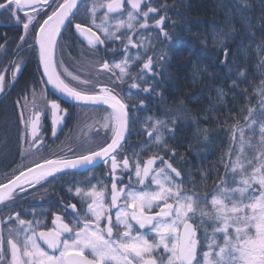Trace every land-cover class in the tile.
<instances>
[{"label": "trees", "instance_id": "trees-1", "mask_svg": "<svg viewBox=\"0 0 264 264\" xmlns=\"http://www.w3.org/2000/svg\"><path fill=\"white\" fill-rule=\"evenodd\" d=\"M62 1L54 0L38 9V22L30 25L27 33L23 28L27 20L24 12L18 13L20 22L17 23L16 17L8 11H0V45L3 46L0 47V72L6 76L5 90L0 96V183L40 158L48 159L57 154L66 158L69 149H77L74 148L79 138L76 131L79 127L82 130L86 115L93 113L95 117L101 113L102 116L108 111L61 102L68 111L60 126V135L56 134L58 130L52 134L54 140H50L44 131L48 137L43 140L44 146L30 148L31 138L25 135L21 114L27 117L31 113L33 89L35 93L43 92L47 99L52 98L41 78L36 31L39 23ZM90 1L83 0L72 19L90 25ZM145 1L146 8H157L156 13H150L153 21L148 23V29L153 28L150 24L160 16H165L162 27L171 41L155 26L143 33L138 30L144 45L150 43L151 47L147 55L130 68L131 75L121 81L109 72L111 84H107V79L94 82L112 88L128 105L131 127L124 147L131 161L137 159L133 153L138 154L141 162L152 156L163 157L162 163L167 161L181 173L179 184L184 193L196 194L205 201L229 180L234 155L241 165L247 163L249 169L260 164L261 126L264 125V105L261 104L264 97L260 94L264 81V0ZM4 2L6 0H0ZM21 36L25 40L22 41ZM134 38L139 43L136 35ZM124 41L126 43L127 38ZM102 50L103 45L90 48L75 35L72 27L66 26L58 40L56 55L61 54L64 61L74 56L73 66L69 65L76 70L75 74L83 73L82 78L94 80L102 78L98 68L104 56ZM129 51L136 54L131 46ZM122 53L121 49L119 55ZM149 55L155 57L153 71L158 75L153 78L144 70L146 82L137 80L140 87L133 90V75L141 71L138 63L147 60ZM161 56L165 57L163 64ZM225 60L226 63H222ZM17 63L21 67L12 80L10 74ZM149 85L154 87L144 93L143 88ZM149 117L168 122L167 128L161 129L163 142L159 145L155 144V136L149 139ZM88 132H92L91 128ZM110 136L107 131L104 142Z\"/></svg>", "mask_w": 264, "mask_h": 264}, {"label": "snow or ice", "instance_id": "snow-or-ice-1", "mask_svg": "<svg viewBox=\"0 0 264 264\" xmlns=\"http://www.w3.org/2000/svg\"><path fill=\"white\" fill-rule=\"evenodd\" d=\"M48 3L49 0H6V2L0 3V11H8L9 15L16 17V22L19 23L18 13L30 9V12L25 11L27 20L23 23V28L27 33L30 25L38 22L36 19L37 10L48 6ZM127 4L130 5L127 19L116 21L114 26L109 24V14L119 13L124 8L122 0H105L103 4H93L90 9L93 26L103 33V39L91 27L75 25L80 36L87 41L90 48L114 41L123 44L124 56L120 61L114 63L105 61L100 65V69L107 70L114 75L115 70L118 69L117 79L121 81L131 75V66L138 62L142 56L147 55V49L151 47V44L145 46L143 40L136 43L131 34L127 36L125 43L121 34L118 33L121 29L135 33L138 30L137 25H139V30L146 29L149 26L147 20L149 14L157 12V8L149 7L141 13L142 0H127ZM77 8L78 0H63L42 23H39V29L35 36V43L39 46V61L43 67L44 75L47 77V83L52 85L56 91L64 94L67 99L77 104H103L110 109L102 123V127L110 131V139L103 146H98L95 151L89 150L86 154L72 156L74 149H69L68 155L71 158L57 154L48 159L40 158L31 166L24 167L18 174H14L10 179H6V182L0 183V203L11 201L17 193H23L27 188L40 185L49 177H54L67 170H85L95 164L98 159L105 166H108L110 161L111 203H105L106 186L97 191V185H92L87 192H83L80 187L75 189L77 196H81L82 199L90 198L91 203L87 204V210L82 220L79 222L74 220L71 226L64 223L63 218L55 213H53L52 220L55 227L39 232L37 229L41 227L40 221L33 223V221L21 219L19 214H14L17 223L15 227H12V217H5L4 220L8 221L10 226L7 230L6 249L4 238L0 235V264H3L9 256L8 264H200L197 251V230L204 225L205 218L217 223L219 227L213 230V236L208 245L210 251L203 253V264H264V125L261 126L259 167L253 169L250 177L241 179L240 183L244 187L219 189L211 201L214 214L199 206V198L196 194H183L184 189L180 184L175 183L174 178L167 171L170 169L176 177L181 176V173L172 164L163 161L166 167L159 169L153 167L156 161L163 160V157L152 156L141 162L138 154L133 153V156H137L134 162L129 156H125L122 161L118 160L117 155L123 147L122 142L126 139V133L131 127L128 105L114 93L112 88L96 84L91 79H82L83 73L74 74L64 67L63 61L57 62L55 59L58 36L62 33L63 26L70 22ZM103 8H106L107 11L101 22L97 24L95 22L97 10ZM140 15L144 17L143 23L139 21ZM165 19V16H160L155 21V27L160 30L161 35L171 41L169 33L162 27ZM21 40H25V37L21 36ZM129 46L136 49L135 55L130 53ZM0 47L3 46L0 45ZM141 48H144L143 52H141ZM227 52L228 49L225 48V56H227ZM154 58V55H149L143 63L140 73L133 75L132 88L139 89L140 85L136 83L137 80L146 82V77L143 75L144 70H147L153 78L158 75L153 71ZM164 59V56L160 57L161 64ZM222 63H226V60ZM20 67L19 63L15 65V70L12 71L13 79ZM4 84L5 73L0 72V92L3 91ZM153 87L154 85L145 86L143 92L149 93ZM260 94L264 97V81L261 82ZM42 98L45 103L38 106L35 89H33L31 114L27 119L24 118L23 113L21 114L25 135L31 137L30 148H36L38 145L44 146L43 138L39 133L42 127L41 121L47 111L51 112L53 134L62 124L68 111L66 108H62L57 100H49L46 96ZM24 99L25 108L28 109L27 96ZM140 103L141 106H144L143 100ZM261 104L264 105V99L261 100ZM38 108L39 110H37ZM249 111L252 110L249 109ZM148 119L151 123V128L147 129L149 139L155 136V144L159 145L163 142L161 129L167 128L168 122L159 118L149 117ZM133 166L135 168L134 175L139 185L147 187L145 180L150 177L152 184L155 185V190L146 191L132 187L131 176L129 184L122 185V177L117 175L118 170L130 173ZM237 167L243 169V166L237 162L232 171L235 172ZM250 181L259 185V194L251 196L249 202L244 203V198L252 186ZM235 193L240 194V200L232 201V206L228 207L225 201L231 200ZM170 200L172 203H169ZM71 207L73 210L76 208L75 205ZM154 207H159L160 210L153 213ZM113 209L116 210L115 222L110 214ZM249 209H251L250 214ZM65 211L67 212V209ZM198 213L200 224L194 225L190 221ZM37 214L34 210L33 215ZM74 214L79 216V213ZM102 218L107 220L103 227H101ZM132 222L138 225V230L134 229ZM80 223L83 224L82 227L79 226ZM115 227H123L124 231L117 233L114 231ZM229 228L234 229V236L229 233ZM146 229H150L151 233L155 234V239H150L147 231H141ZM2 231L0 229V233ZM134 231L135 235H133ZM65 233L68 234L67 237L64 236ZM220 233L223 234V245H219L215 239V236ZM38 241H43L48 249L59 252V255L50 254L49 251L41 247ZM216 247L219 248V251H215ZM161 248L163 252L157 255L156 253ZM85 249L90 251L91 259L85 255Z\"/></svg>", "mask_w": 264, "mask_h": 264}, {"label": "flooded vegetation", "instance_id": "flooded-vegetation-1", "mask_svg": "<svg viewBox=\"0 0 264 264\" xmlns=\"http://www.w3.org/2000/svg\"><path fill=\"white\" fill-rule=\"evenodd\" d=\"M123 4H124V8L121 13L125 12L130 7V5L127 4V0H124ZM112 16H115V14ZM75 23H79V22H76L74 19H71L70 22H68L67 26L70 28L72 27V30H73V25ZM118 45H119L118 41H116V43L114 44L106 43L105 45H103L104 51L102 50V53L104 56H102L103 58L102 62L105 61L104 59L119 56V52L121 49L123 50V48L121 49L118 48ZM55 59L57 60V62L63 61L64 67H66L69 71H72V72L76 71L73 67H71L73 66L72 63H73L74 56L68 59L67 61H64V58L60 54L58 56L56 55ZM69 63H71V66L69 65ZM143 63H144L143 61L139 63L140 68H142ZM60 71H62V69H60ZM100 71L102 73L99 74V76H101L102 78H95L93 81H100L102 79L103 80L107 79L106 80L107 84L108 83L111 84L112 79L111 77L108 76L109 72L107 70H102V69H100ZM75 73L77 72H74V74ZM17 75L18 74H16V77ZM10 76L13 80L12 73L10 74ZM41 78H42V75H41ZM42 81L44 83L43 78H42ZM5 82H6V76H5ZM44 85L46 86L45 83ZM47 89L49 90L48 87ZM136 89L137 88H133V90H136ZM4 90H5V84H4L3 91L0 92V96L2 95ZM49 92L51 93L52 98H48V99L57 100L60 103L61 107L63 108L61 102H64V101H61L59 98H57L50 90ZM44 96L46 95L44 94ZM80 107H83V106H80ZM87 108H93V107H87ZM98 109H104V108H98ZM49 113L50 112L47 111L46 115L43 117L41 121L42 127H41V131L39 135L43 138V140L48 138L46 137L44 131L48 134L50 140H54V137L52 136L53 134L52 124H51V117ZM105 115L106 113L101 116L99 125L96 124L95 122L96 119H94L95 123L91 128V131H92L91 133H89L88 130L86 132L85 131L80 132L79 131L80 127L78 128V130L76 131V134L79 135V138L77 140V143H75V146H74V148H77L74 151V155L86 154L87 151L89 150L95 151L98 146H103L106 143L104 142V139L106 137L107 130H105L102 127V123H103ZM28 116L24 118L27 119ZM76 121L77 123L81 122L80 119ZM88 122H89V119L85 121V123H88ZM57 131H56L57 132L56 134L60 135V127L57 129ZM43 140H42V143L44 142ZM126 140L123 143L122 149L119 151L117 155V158L120 161H122L125 156H128L126 154L127 150L124 147ZM66 158H71V156H66ZM109 172H110V161H109L108 166H105V164L101 162L83 171L66 172V173H62L54 177H50L45 182L41 183L40 185L27 188L26 191L23 193H17L13 200L7 201L3 205L0 206V229L3 230L2 233H0V235H2L4 238L5 249L7 248V245H6V240L8 237L7 230L10 226L8 221L4 220L5 217H9V216L12 217V221H11L12 227H15L17 223L15 220L14 214H19L21 219L26 220V221H33V223H35V221H40L41 227L37 229V232H39L41 230L47 231L48 229L55 227L52 223V220L54 218L53 213H55L56 215H59L63 218L64 223H67L71 226L74 220L78 222L82 220V218L84 217V213L87 210V204L91 203L90 198L82 199L81 196H77L75 189L77 187H80L83 192H87L92 187V185H97V188H96L97 191H99L100 188L106 186L107 195H106L105 203L110 204L111 203L112 179H111V176L109 175ZM134 172H135V168L133 166L130 173L118 170L117 175L122 177V185L129 184V180L131 176L132 187L138 188L140 190H144L143 187L140 186L139 182L136 180ZM169 203H172V201H169ZM72 205L76 206L75 210L72 209L71 207ZM65 209H67V212L65 211ZM34 210L36 213H38L37 215H33ZM159 210H160L159 207H154L152 211L154 213V212H158ZM115 211L116 210L113 209L110 212L113 218V222H115ZM74 213H79V216L75 215ZM149 214H152V213H149ZM106 223H107V220L105 218H102L101 227H103ZM132 223L134 225V229L138 230V225H135V222H132ZM79 226L82 227L83 224L80 223ZM114 231L118 233V232L124 231V229L123 227H115ZM141 231H147L149 234V238L155 239V234L151 233L150 229L141 230ZM74 235H75V229L73 230V233H72L73 237ZM133 235H135V231L133 232ZM64 236L67 237L68 234L65 233ZM105 236H106V233H105ZM197 239H198L197 251H198V256H199L201 248H200V238H199L198 232H197ZM38 242L41 244V247L49 251L50 254L54 253L56 255H59V252L48 249L47 246L43 243V241H38ZM161 252H163L162 248L156 254L159 255ZM85 255H87L90 259L92 258L90 251L87 249H85ZM8 259H10V256L8 257ZM8 259H6L3 262V264H8ZM165 259H167L166 256H165Z\"/></svg>", "mask_w": 264, "mask_h": 264}, {"label": "rangeland", "instance_id": "rangeland-1", "mask_svg": "<svg viewBox=\"0 0 264 264\" xmlns=\"http://www.w3.org/2000/svg\"><path fill=\"white\" fill-rule=\"evenodd\" d=\"M54 1V0H53ZM103 3H105V0H91L90 1V4H89V7H88V17L90 18V20H89V24L90 25H88V26H90V27H92L94 30H96L98 33H99V35L102 37V39L104 38V36H103V33L102 32H100L98 29H96L94 26H93V17H92V15H91V13H90V9L92 8V6H93V4H103ZM147 3V1H145V0H142V4H141V13L143 12V11H145L144 9H148L149 8V6L146 8V6H145V4ZM128 10H130V7L125 11V12H123V13H119V14H115V16H112V15H114V13H110L109 14V16H110V20H109V24L110 25H115V23H116V21H118V20H120V19H127V14H128ZM22 12H24L25 13V11H22ZM28 12V11H27ZM105 12H106V9L105 8H103V9H98L97 10V13H96V23L97 24H99L100 22H101V19L104 17V15H105ZM26 18H27V16H25ZM150 17H151V15L149 14V18H147V20H148V23H150V21H153V20H150ZM139 21H140V23H143L144 22V17L142 16V15H140L139 17ZM158 20V19H157ZM155 23H151L150 24V27H153V28H150V29H148V27L146 28V29H148L149 31L150 30H153V29H155ZM137 29L139 30V25H137ZM146 29H144V30H139V32L140 33H143V32H146L147 30ZM138 30H137V32H135V33H129V32H127L125 29H121L120 30V33H118V34H121V36H122V39L123 40H126V38H127V36L128 35H133V36H137V39H138V41H139V43L141 42V37H139V35H142V34H140L139 32H138ZM150 37H152V36H150ZM152 39V38H151ZM142 40H143V43H144V39L142 38ZM135 42H137V40H135ZM114 43H116V41H114V42H107V44H114ZM118 48H123L122 47V45H121V43L118 41ZM145 44V43H144ZM141 50L143 51V48H141ZM141 51V52H142ZM134 55V54H133ZM123 56H124V53H122V54H120L119 56H117V57H111V58H109V59H104L105 61H109V62H112V63H114V62H116V61H120L122 58H123ZM145 61H146V59H144ZM104 61V62H105ZM144 61V62H145ZM104 62H102L101 64H103ZM140 63V62H139ZM139 63H138V66H139ZM101 64H99L98 65V68L100 69V65ZM134 66V65H133ZM138 66H137V68H138ZM136 73H137V71H136ZM148 73V72H147ZM115 75L116 76H118L119 75V70L118 69H116L115 70ZM36 96H37V100H36V103H37V105L39 106V105H42V104H44L45 103V101L43 100V96H44V93L43 92H37L36 93ZM32 100H33V96H32ZM32 100H31V102H32ZM31 111V110H30ZM50 117H51V112H50ZM94 117V114L93 113H90V114H87L86 115V117H85V121L87 120V119H89V122L88 123H85V121H84V124L82 125V130L83 131H87V130H89V128H92V126L94 125V123L96 122V124H100V120H101V113H97L96 115H95V117ZM94 119H96V121L94 122ZM62 124H63V122H62ZM61 126V125H60ZM59 126V127H60ZM58 127V128H59ZM57 128V129H58ZM81 129L79 130L80 132L82 131ZM57 131V130H56ZM144 160H142V162H143ZM237 162H239V164H240V161L238 160V156L237 155H234L233 157H232V159H231V162H230V174H229V180L227 181L226 180V182L220 187V188H229V189H233V188H237V187H244V185L242 184V183H240V181H241V179L242 178H244V177H250L251 175H252V172H253V169H254V167H253V169H249L248 167H247V163H244L242 166H243V169L241 170V168L240 167H237V170L235 171V172H233L232 171V169H233V166L237 163ZM241 165V164H240ZM154 168H156V169H159V168H161V167H166V165L164 164V163H162V161L161 160H157L156 161V163L154 164V166H153ZM167 171H168V173L174 178V181H175V183H177V184H179L180 183V181H179V179H180V177H176L175 176V173H172L171 172V170L170 169H167ZM250 183H251V187L249 188V190H248V194L245 196V198H244V203H248L249 202V198L251 197V196H255V195H258L259 194V192H258V189H259V185L256 183V182H254V181H250ZM145 184L147 185V187H143V189L144 190H146V191H151V190H155V185H153L152 184V182H151V178L149 177V178H146V180H145ZM219 188V189H220ZM219 189H218V191H219ZM218 191L214 194V195H216L217 193H218ZM184 195H188V194H186V193H183ZM213 195V196H214ZM213 196H211V197H209L207 200L205 199V201H203L204 199H199V202H201L202 204H199V206L201 207V208H203L205 211H208L209 213H213L214 214V208H213V206H212V204H211V201H212V198H213ZM238 200H240V194L239 193H235L232 197H231V200H226L225 201V203L228 205V207H231L232 206V201H238ZM171 201V200H170ZM248 212H249V214L251 213V209H249L248 210ZM205 223H204V225L202 226V227H199L198 228V230H197V232L199 233V238H200V248H201V251H200V253H199V256H198V259H199V261H200V264H203V259H204V257H203V253L204 252H206V251H210V249H209V247H208V245H209V242H210V239L212 238V236H213V230L215 229V228H217V227H219V225L217 224V223H214V222H211V221H208V219L207 218H205ZM191 223H193L194 225H198V224H200V216H199V213L197 214V216L192 220V221H190ZM253 231V233H254V229L252 230ZM229 233L232 235V236H234L235 235V233H234V229L233 228H229ZM215 239H216V241L218 242V244L219 245H223V234L222 233H220V234H217L216 236H215ZM215 251H219V248L218 247H216L215 248Z\"/></svg>", "mask_w": 264, "mask_h": 264}, {"label": "water", "instance_id": "water-1", "mask_svg": "<svg viewBox=\"0 0 264 264\" xmlns=\"http://www.w3.org/2000/svg\"><path fill=\"white\" fill-rule=\"evenodd\" d=\"M51 2H53V0H49V3H48V5L51 3ZM63 2V1H62ZM61 2V3H62ZM83 2V0H78V7L80 6V4ZM122 2L124 3V0H122ZM106 9V8H105ZM77 10V9H76ZM75 10V11H76ZM123 9H121L120 10V12L122 11ZM25 11H30V9H26ZM106 11H107V9H106ZM76 24H81V23H75L74 25H73V30H74V33H75V35L80 39V40H82L83 42H85L86 44H87V41L82 37V36H80V34H79V32H78V30L75 28V25ZM66 25H67V23L63 26V29H62V32H63V30L65 29V27H66ZM81 25H83L85 28H89V26H87V25H84V24H81ZM39 29V28H38ZM94 32H96L94 29H92ZM96 34L97 35H99L97 32H96ZM61 35V34H60ZM60 35L58 36V39H59V37H60ZM100 36V35H99ZM36 46H37V50H38V55H39V46L36 44ZM39 65H40V71H41V75H42V78H43V80H44V83L46 84V86L49 88V90L57 97V98H59L61 101H64V102H66V103H69V104H72V105H77V106H83V107H93V108H104V109H107V110H109L110 111V109H108V107L106 106V105H103V104H98V105H93V104H77L76 102H74V101H72V100H70V99H67L65 96H64V94H62V93H60V92H58V91H56L54 88H53V86L52 85H50V84H48L47 83V77L44 75V71H43V67H42V65L40 64V61H39ZM127 135H128V133H126V138H127ZM126 140V139H125ZM125 140L122 142V143H124L125 142ZM102 161L101 160H97L96 162H95V164H93V165H91V166H89V167H87L86 169H89V168H91V167H93V166H95V165H97V164H99V163H101ZM85 169V170H86ZM78 171H83V170H67V171H65V172H63V173H66V172H78ZM62 174V173H61ZM59 175V174H58ZM57 176V175H56ZM50 178V177H49ZM5 203V202H4ZM4 203H0V206L1 205H3Z\"/></svg>", "mask_w": 264, "mask_h": 264}]
</instances>
